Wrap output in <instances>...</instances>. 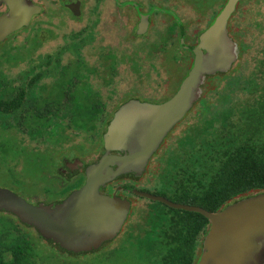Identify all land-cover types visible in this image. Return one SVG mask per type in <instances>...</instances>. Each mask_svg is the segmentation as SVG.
<instances>
[{
    "label": "flooded vegetation",
    "instance_id": "af4514ba",
    "mask_svg": "<svg viewBox=\"0 0 264 264\" xmlns=\"http://www.w3.org/2000/svg\"><path fill=\"white\" fill-rule=\"evenodd\" d=\"M29 1L38 5L40 11L32 15L28 25L13 31L5 39L32 27L37 17L46 14L58 20L69 19L81 22L80 28L71 32L68 37L77 33L81 57L80 70H83V73L85 66L90 68L85 60V57H88L85 49L88 47L95 49V64L91 67L96 72L88 75V79L91 80V84L96 90L93 94L49 92L53 80V77L49 75L52 71V63L45 61V59L36 63L29 72L27 82L39 72L43 73V76L34 82V92L31 97L33 98L34 111L37 108L43 110L46 105V110H43V113L49 118V124L45 128L49 134L43 139H39V143H43L44 146L40 147L42 150L38 154L45 152V155L48 153L49 165L47 170L51 169L50 185L52 186L50 190L35 195L33 204L43 203L53 206L66 199L85 183L84 168L86 165L97 161L104 153L103 134L120 105L130 99L159 104L173 97L179 84L192 67L193 51L199 44L200 34L214 22L227 0H46L47 3L41 0ZM239 5L240 0L236 2L234 11L226 22L227 33L232 40L230 30L233 33L243 28L234 23V15L237 13ZM8 11V4L4 0H0V15ZM189 11L195 13V18L188 14ZM200 20L203 21V24L200 28H196L197 22ZM139 30L141 33H138ZM33 41L32 48H36V36L33 37ZM121 48H127V50L123 51ZM134 48L145 49H135L134 51ZM134 53L135 55L137 53L142 54V60L145 58L149 68L156 74L163 72L168 85L179 81L177 87L169 94H167L168 92L159 95L139 93L143 96L142 98H123L128 91L114 99L112 97L114 92L101 93L100 85H111L115 75H117V71L114 69H116L118 57L125 58L123 63L122 60L118 61V66L127 63L130 70L137 73L142 69V65L137 70L132 67ZM113 65L112 70L114 71L111 70L112 73L107 72L110 75L102 74L104 68H112ZM178 68H184L183 77H181L182 73L177 74ZM150 74V70H146L144 76L147 77ZM95 75L108 78L93 82ZM47 78L49 80H46ZM26 83L23 85L25 86ZM40 86L45 88L42 89ZM109 90L113 91L114 89ZM86 98L104 102L103 112L107 116L106 120H103L102 125L99 126L96 135L91 136V138H88L87 133L76 130L74 125L70 124L71 116L84 113L83 106L86 104ZM196 103H193L182 119L167 133L159 147L149 158L141 175L130 172L99 188V192L103 195L116 196L129 202L126 218L116 236L111 240L102 242L96 249L80 253H69L59 249L49 241L45 242L55 251V253L52 251L55 255L64 257L62 254L69 256L85 254L84 257H107L117 252L116 249L108 247L124 229H126L128 240L135 242V240L141 239L140 241H143L146 246L152 247L153 253L158 258H168L173 255L170 247L179 244L183 235H186V231L181 229L179 221L173 222L171 220L174 216L178 217L169 210L172 207L143 193L179 203L173 199L174 188L166 182V172L162 175L161 172L169 160V156H171L173 136L176 134L177 138L182 128L195 121L193 114L196 112ZM48 105L50 109H47ZM175 129H178L177 133ZM32 142L36 143L33 146L38 145V141L32 140ZM58 150H62L60 154H58ZM63 152L69 155L65 156ZM112 153L120 154L116 151ZM38 157H42V155ZM150 163L156 165V169L150 178H146V171ZM195 238L196 235L192 229L189 237L184 240L190 241ZM147 250L149 251V249Z\"/></svg>",
    "mask_w": 264,
    "mask_h": 264
},
{
    "label": "trees",
    "instance_id": "16d2710c",
    "mask_svg": "<svg viewBox=\"0 0 264 264\" xmlns=\"http://www.w3.org/2000/svg\"><path fill=\"white\" fill-rule=\"evenodd\" d=\"M242 1L240 0V5ZM242 33V29L232 33L238 49L234 66L238 61V68L242 53L248 48ZM77 38V33L73 34L68 38L66 48L45 57V61L52 63L49 75L53 80L49 92L88 95L96 92L88 79V75L94 74L96 70L91 66H85L84 73L80 70L81 57ZM33 45L32 39L28 46L32 48ZM135 49L145 48H134V51ZM65 50L75 55L72 59L74 63L60 66ZM120 60L123 63L125 58H117V66L114 69L116 71ZM141 63L142 59L138 53H134L133 69L137 70ZM113 68L114 65L112 68H104L102 74L110 75L107 72H111ZM183 70L184 68L177 69V74L182 73L181 77ZM231 70L206 77L201 96L196 101V112L193 114L195 121L182 128L177 138L176 134L173 136L171 156L161 172V175L166 172V182L174 188V201L200 206L211 212L222 209L236 199L264 192V88L257 105L243 106L241 98L235 101L233 97L236 89H239L236 81L240 77L230 74ZM42 76L43 73L39 72L21 87L12 85L5 79L0 83V120L5 129L12 128L17 133H23L29 141L36 140L38 143L39 139L49 134L45 129L49 118L43 113L46 105L43 110L37 108L34 111L31 97L34 82ZM230 80L236 84L230 83ZM178 83L179 81H176L174 88ZM85 103L84 113L71 116L70 124L91 138L96 135L107 116L103 112L104 102L86 98ZM199 103L201 105L197 107ZM47 109H50L49 105ZM0 138V152L5 159L6 153L20 152L16 137L11 135L6 139L1 135ZM36 148L42 150L38 145ZM169 210L178 216L172 217L171 220L179 221L186 235H183L179 244L170 247L173 255L168 258H158L152 247L146 246L141 239L135 240L130 247H133V254L139 259V264H196L201 251V239L209 225L208 219L195 211L175 208ZM16 223L17 225L11 223L10 219L0 221V264H55L52 260L42 257L38 243L18 227L23 226L20 222V225L17 221ZM192 229L196 238L185 241ZM38 237L41 238L39 235ZM41 240L45 244L42 238Z\"/></svg>",
    "mask_w": 264,
    "mask_h": 264
},
{
    "label": "water",
    "instance_id": "95a60500",
    "mask_svg": "<svg viewBox=\"0 0 264 264\" xmlns=\"http://www.w3.org/2000/svg\"><path fill=\"white\" fill-rule=\"evenodd\" d=\"M4 1L9 11L0 15V42L28 25L40 11L29 0ZM237 1L227 0L200 34L192 67L173 97L159 104L130 99L120 105L103 134L104 153L85 166V183L79 189L51 206L30 203L0 187V211L14 215L21 224L34 228L43 241L69 253L89 252L113 239L126 218L129 202L103 195L99 188L130 172L141 175L167 133L200 98L206 77L231 69L238 49L227 33L226 22ZM143 194L208 219L196 264H264V192L236 199L216 212Z\"/></svg>",
    "mask_w": 264,
    "mask_h": 264
},
{
    "label": "rangeland",
    "instance_id": "374dc122",
    "mask_svg": "<svg viewBox=\"0 0 264 264\" xmlns=\"http://www.w3.org/2000/svg\"><path fill=\"white\" fill-rule=\"evenodd\" d=\"M41 1L47 3L46 0ZM188 14L195 18L194 12L189 11ZM234 22L243 27V40L248 45V48L242 53L239 68L238 61L231 68L232 72L230 74L240 77L236 81L239 89H236L237 92H235L233 97L235 101L237 98H241L243 106L253 107L261 99L264 88V0H243L239 10L234 15ZM202 24L203 21L200 20L197 22L196 28H200ZM80 26L81 22L78 21L69 19L58 20L43 14L37 17L32 27L0 42V83L2 79H5L15 86L25 84L34 65L44 61L46 55L57 53L65 47L69 38L68 35L77 31ZM37 28L38 30L36 31ZM231 32L230 30V35L234 38ZM34 36H36L37 46L36 48H31L28 46V42ZM94 50L92 47L85 49V53L88 55V57H85L88 66H94L95 64ZM138 54L142 59L143 55ZM74 58L75 55L65 50L60 60V66L73 64L72 59ZM142 61V69L138 73L132 72L127 63L120 65L111 85H100L101 93L114 92L112 96L114 99L128 91L123 98H142L143 96L139 93L159 95L166 92L169 94L174 90L176 84L168 85L163 72L156 74L149 68L148 61L146 62L145 58ZM146 70H150V76H144ZM231 78L233 77L231 76ZM98 79L102 81L101 76H93V82L98 81ZM46 80H49V78ZM229 82L236 84V82L231 80ZM109 89L114 90L110 91ZM200 105L201 103L197 107H200ZM177 130L175 129L176 133ZM22 134L20 132L17 133L12 128L5 129L2 120H0V137L2 135V137L8 139V137L13 135L17 139L16 144L20 150L19 153H6V159L3 153L0 152V187L7 188L28 202L34 203L35 195H40L41 192L52 188L50 185L51 169L47 170L49 156H47L48 153L45 156V152L38 154L37 146H33L36 143L29 141ZM38 146L43 147L44 144L38 143ZM60 151L62 150H58V154L61 153ZM63 153L65 156L69 155L66 152ZM40 155L42 157H38ZM54 161L59 162L58 160ZM155 169L156 166L150 163L146 171V178H150L154 174ZM6 219H10L11 223L15 225H17V221L20 225L14 215L0 211V221L5 222ZM18 227L38 243L39 253L42 257L52 260L55 264H139V259L133 254V247H130L132 240L126 238V229L108 247L116 249L117 252L103 258L97 256L84 257L85 254H79L78 256L62 254L64 257H59L54 254L55 251L49 245H45L42 242L34 228L25 225Z\"/></svg>",
    "mask_w": 264,
    "mask_h": 264
}]
</instances>
